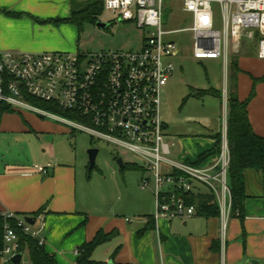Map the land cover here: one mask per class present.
<instances>
[{
	"label": "crops",
	"instance_id": "1",
	"mask_svg": "<svg viewBox=\"0 0 264 264\" xmlns=\"http://www.w3.org/2000/svg\"><path fill=\"white\" fill-rule=\"evenodd\" d=\"M69 12L70 0H0V50L73 51L69 39L72 27L57 21L67 18ZM246 43L251 42L242 41L237 50L228 48L226 63L221 58L231 75L222 95V119L218 114L217 119L207 114L215 106L211 98H221V91L202 84V88L194 91L198 97L210 98L202 104L199 122L202 131L191 130L182 123L169 126L162 120L169 158L194 164L201 154L209 152L199 165L214 163L219 152L214 151L217 139L220 146L224 140L227 143L231 94L239 101L247 100L250 126L254 133L264 136V60L250 57L248 54L253 50ZM242 49L244 54L237 58ZM172 77L173 74L169 80ZM200 91L207 92L199 94ZM32 134L39 135L34 142L29 138L19 140ZM74 138V131L66 125L28 110L4 112L0 116V212L34 217L42 210L43 247L58 264H75L78 256L75 250L97 231L111 233L91 253V259L105 264H252L251 261L264 264L260 172L244 171L246 199L242 218L229 212L224 218L220 213L219 217L194 215L188 219L153 221L150 195L137 199L132 211L112 208L95 211L78 200V160L70 152ZM37 165L46 166L47 172H39ZM0 264H8L1 253Z\"/></svg>",
	"mask_w": 264,
	"mask_h": 264
},
{
	"label": "built area",
	"instance_id": "2",
	"mask_svg": "<svg viewBox=\"0 0 264 264\" xmlns=\"http://www.w3.org/2000/svg\"><path fill=\"white\" fill-rule=\"evenodd\" d=\"M104 10L124 22H133L145 32L141 46L129 51L15 52L0 50V101L18 110L71 125L134 155L143 177L140 187L153 182V221L188 219L196 215L195 205L186 193L195 185L211 192L222 218L230 212L227 169L229 149L224 140L213 164L202 166L169 158L160 116V94L174 71L167 58L179 54V47L165 36L179 30H164L165 1H177L181 11L191 15L192 56L199 59L222 58L228 48L237 50L242 41L255 45L256 58L264 60V0H100ZM212 3L221 11V30L214 28ZM167 59V60H166ZM31 96L73 113L62 116L27 101ZM78 119V120H77ZM46 173V166H36ZM228 196V200H227ZM3 223L5 263L21 254L18 264H28L20 250L18 231L43 246L44 214L34 223L13 212H0ZM75 253L78 255L79 250Z\"/></svg>",
	"mask_w": 264,
	"mask_h": 264
},
{
	"label": "rangeland",
	"instance_id": "3",
	"mask_svg": "<svg viewBox=\"0 0 264 264\" xmlns=\"http://www.w3.org/2000/svg\"><path fill=\"white\" fill-rule=\"evenodd\" d=\"M212 10L214 28L221 30L220 8L216 3H212ZM63 22L72 27L73 32L69 39L74 50L71 52L89 54L99 51L137 50L145 35V32L139 29L135 23L120 21L114 17L113 13L105 10L99 14L95 22H83L80 29L73 23ZM97 22L105 23L107 26L99 27ZM191 25V15L181 11L177 1H165L162 28L167 31L179 30L165 36V39L173 41L179 47L180 53L175 58H167L173 62L175 71L172 79L168 81L167 88L164 87L161 91L160 116L169 126L174 122L182 123L185 127L198 132L202 131L199 122H202L203 101L210 98L198 97L194 91L202 88V84L205 87H214L220 90L221 98H211L215 101L213 102L215 106L207 114L212 115L214 119L217 117L222 119L224 115L222 95L224 88L231 82V75L229 68L224 66L221 58L197 60L192 56V33L186 30ZM246 44H249L248 46L253 50L248 55L257 59L256 52L252 49L253 44ZM243 54L242 49L237 58ZM62 124L71 128L69 124ZM37 136L39 135L32 134V137L25 135L19 140L29 138L34 142ZM74 137L73 149L70 152L72 155L76 154L78 160L77 196L82 206L95 211L109 208L132 211L135 208L134 202L146 195L151 196L154 205L152 180L146 188L140 187L141 179L143 177L151 179V176L141 169L140 162L134 155L83 131L75 130ZM91 147L97 148L98 153L95 166L89 171L87 150ZM42 149L43 147H40V150ZM55 150L58 152L57 146H55ZM117 157H121L124 163L135 166H128L121 171L116 163ZM22 259L27 263V254H24Z\"/></svg>",
	"mask_w": 264,
	"mask_h": 264
},
{
	"label": "trees",
	"instance_id": "4",
	"mask_svg": "<svg viewBox=\"0 0 264 264\" xmlns=\"http://www.w3.org/2000/svg\"><path fill=\"white\" fill-rule=\"evenodd\" d=\"M104 10L103 2L100 0H70V12L67 18L57 21H66L81 28L83 22L93 23L99 14ZM207 91H200L199 94H206ZM27 101L39 108L49 110L56 114L73 118V113L60 109L55 104L45 102L28 96ZM247 100L239 101L233 94L228 99L227 118V145L230 154V161L227 169V183L230 190V213L239 218L243 217L245 194V170L258 171L261 174L262 196L264 197V136H260L252 130L246 114ZM18 109L0 101V116L4 112H12ZM78 120V119H77ZM220 147L219 138L214 146L218 152ZM209 152L199 156L195 165H199ZM127 168V164L121 171ZM90 171V170H89ZM204 186L195 185L194 190L186 193L187 202L195 205L196 215L204 218L219 217L220 210L214 195ZM42 210L35 214L40 213ZM3 223L0 215V252L3 249ZM18 231L20 250H26L30 264H58L54 256L47 253L43 246H39L36 240L29 235ZM111 233L97 231L93 238L84 242L79 248L75 264H105L91 259L92 251L101 243L107 241ZM213 245V244H212ZM10 264V262L8 263Z\"/></svg>",
	"mask_w": 264,
	"mask_h": 264
},
{
	"label": "water",
	"instance_id": "5",
	"mask_svg": "<svg viewBox=\"0 0 264 264\" xmlns=\"http://www.w3.org/2000/svg\"><path fill=\"white\" fill-rule=\"evenodd\" d=\"M97 25L99 27H106L107 26L105 23H100V22H97ZM97 153H98V149L95 147H91L87 150L88 170H91L95 166V160H96ZM116 163L120 168L124 167V163H123V160L121 157L116 158ZM24 219L30 224L34 223V217H32V216H25ZM20 259H21V254L18 253V254L14 255L10 258V264H18L20 262ZM251 263L257 264V261H251Z\"/></svg>",
	"mask_w": 264,
	"mask_h": 264
}]
</instances>
